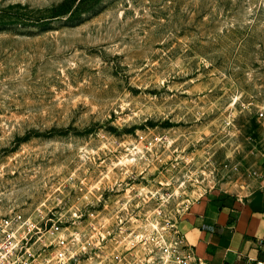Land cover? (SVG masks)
<instances>
[{"label":"rangeland","instance_id":"rangeland-1","mask_svg":"<svg viewBox=\"0 0 264 264\" xmlns=\"http://www.w3.org/2000/svg\"><path fill=\"white\" fill-rule=\"evenodd\" d=\"M261 110L264 0H0V215L75 205L148 232L250 191Z\"/></svg>","mask_w":264,"mask_h":264},{"label":"built area","instance_id":"built-area-1","mask_svg":"<svg viewBox=\"0 0 264 264\" xmlns=\"http://www.w3.org/2000/svg\"><path fill=\"white\" fill-rule=\"evenodd\" d=\"M260 165L264 167V152ZM188 204L178 218L159 227L152 224L148 232L129 227L130 219L121 217L113 230L104 228L95 220L99 211L94 208L82 211L72 205L65 210L69 216L60 205L56 212L40 206L30 212L10 210L0 215V264H207L179 227ZM80 223L98 230L97 235L77 230ZM246 264L264 261L248 258Z\"/></svg>","mask_w":264,"mask_h":264},{"label":"crops","instance_id":"crops-1","mask_svg":"<svg viewBox=\"0 0 264 264\" xmlns=\"http://www.w3.org/2000/svg\"><path fill=\"white\" fill-rule=\"evenodd\" d=\"M257 186L250 191L217 187L188 204L179 227L207 264L264 261V181Z\"/></svg>","mask_w":264,"mask_h":264}]
</instances>
